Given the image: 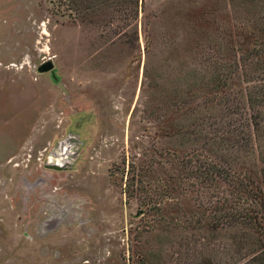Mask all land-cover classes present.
Listing matches in <instances>:
<instances>
[{
	"label": "rangeland",
	"instance_id": "1",
	"mask_svg": "<svg viewBox=\"0 0 264 264\" xmlns=\"http://www.w3.org/2000/svg\"><path fill=\"white\" fill-rule=\"evenodd\" d=\"M235 20L229 0H0V264L262 263L264 163L203 131L264 76L194 84Z\"/></svg>",
	"mask_w": 264,
	"mask_h": 264
},
{
	"label": "trees",
	"instance_id": "2",
	"mask_svg": "<svg viewBox=\"0 0 264 264\" xmlns=\"http://www.w3.org/2000/svg\"><path fill=\"white\" fill-rule=\"evenodd\" d=\"M229 3L233 19H236L231 22V25L238 27L240 31L236 33L234 40L229 35L226 37V33L223 34L224 30L218 32L214 38L208 36L205 39L207 42L213 41L214 43L208 46L215 44L217 49L214 61L211 63L214 71L212 80L194 82L203 94L208 91L217 93L218 90H224L225 92L228 88H232L229 80L232 81L240 75L247 80H253L251 78H254V76H264V0H229ZM237 3L244 4L243 8L246 7L252 13L250 18L254 16L255 22L251 21L249 17L243 16L244 14H237L240 7L239 5L235 6ZM246 4H249L250 7ZM257 6H260L262 10L260 16L258 9L255 8ZM251 8H254V10L251 11ZM229 24L226 22L223 28H227ZM254 80V85L248 88L244 94L234 91V99L237 100L239 97L241 101L239 103L248 105V113L246 111L245 114L237 113L232 117L230 126L224 130L215 129L206 131V133L203 131L207 139L208 151L218 152L217 154L220 156L238 159L240 158L238 152L244 150L247 156L246 159H251L253 163L257 161L264 163V77L254 78ZM247 82L245 81V83ZM204 88L205 90H203ZM205 100L206 102L209 101L208 98ZM209 103L212 104L210 101ZM236 109L239 110L240 108L237 107ZM212 167L218 173L230 175L229 170H231V167L219 169L217 164ZM208 171L210 170L204 172L207 173ZM262 172H264V165ZM262 196H264V193L260 190L258 193L252 192L254 202L262 201ZM254 207L251 205L246 208ZM246 215L249 216V213H246ZM257 261L264 264V250L257 257ZM207 264L211 263L208 261Z\"/></svg>",
	"mask_w": 264,
	"mask_h": 264
},
{
	"label": "water",
	"instance_id": "3",
	"mask_svg": "<svg viewBox=\"0 0 264 264\" xmlns=\"http://www.w3.org/2000/svg\"><path fill=\"white\" fill-rule=\"evenodd\" d=\"M51 67H52L51 65H50V66H47L46 64H45V65H41V66L39 67V71H41V72H43V71H47V70H49ZM56 84H57L59 87H61V88L66 92V90H65V88H64V85H63L61 82L57 81ZM52 167H54V168H56V169H61V168H62V167L57 166V165H53Z\"/></svg>",
	"mask_w": 264,
	"mask_h": 264
}]
</instances>
